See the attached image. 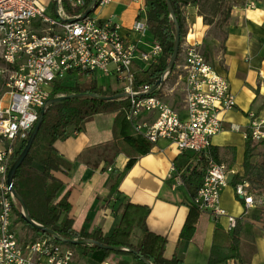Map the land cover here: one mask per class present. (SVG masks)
<instances>
[{"label": "built area", "instance_id": "1", "mask_svg": "<svg viewBox=\"0 0 264 264\" xmlns=\"http://www.w3.org/2000/svg\"><path fill=\"white\" fill-rule=\"evenodd\" d=\"M92 1L0 0V79L4 91L0 96V139L9 144L0 151V264H75L73 252L50 236L18 238L7 167L12 144L28 140L40 112L52 99L53 84L81 75L116 83L115 88H107L128 101L126 119L134 135L153 146L162 140L181 154L203 155L202 183L190 201L216 221L226 218L228 232L235 228L236 218L220 207L219 200L236 172L208 154L212 138L223 131L222 115L235 107L227 78L208 62L199 44L185 43L174 70L161 77L162 84L169 76L175 77L174 85L181 93L176 108L161 99L172 93L161 91L162 85L155 96L148 94L146 86L135 89L137 73L155 64L161 54L160 46L148 36L145 1L134 0L138 10L128 34L114 16L94 15L111 0H97L87 14ZM256 6V0H245L243 5L250 10ZM247 119L245 140L264 142V120L253 113L247 114ZM169 179L171 189L183 187L174 164ZM233 189L245 211L255 209L246 182ZM262 202L264 198H259L257 203ZM108 257L100 264H112Z\"/></svg>", "mask_w": 264, "mask_h": 264}, {"label": "crops", "instance_id": "2", "mask_svg": "<svg viewBox=\"0 0 264 264\" xmlns=\"http://www.w3.org/2000/svg\"><path fill=\"white\" fill-rule=\"evenodd\" d=\"M256 3L253 10L244 9L243 5L232 10L223 48L213 26L203 24L197 6L189 3L182 7L186 34L180 47L185 43L199 44L208 62L227 78L234 95L235 107L222 115L223 131L212 138L211 147L218 150L219 159L226 165L230 163L231 150L234 151L231 168L239 174L242 173L247 114L253 113L264 120V0H256ZM137 10L138 4L134 0H111L99 9L96 16H114L123 33L128 34ZM113 141V116L98 115L87 123L84 132L55 145L60 156L71 166L59 178L62 191H69V216L74 226L88 233L100 229L109 235L120 220L116 213L119 204L129 202L146 206L150 209L146 220L148 229L166 238V258L176 255L182 264H207L216 224L228 233L227 220L220 218L216 221L205 212L190 214V198L184 186L171 189V165L184 167L191 154H181L174 145L160 140L150 153L136 161L119 182L117 193L111 195L114 178L127 161L123 153H115ZM108 143L110 146L105 152L102 147ZM99 146L101 150L97 149ZM110 159H113L112 163ZM124 160L122 169L116 170V163ZM219 205L228 215L244 222L242 243L251 244L255 249L248 264H264V223L253 221L256 211H245L231 185L221 192ZM188 219L194 220V236L190 241H180V231ZM143 235L142 231L135 229L131 244L138 247ZM110 257L112 264H133L131 256L110 254ZM102 262L101 253L75 260V264ZM224 264L237 262L226 261Z\"/></svg>", "mask_w": 264, "mask_h": 264}, {"label": "trees", "instance_id": "3", "mask_svg": "<svg viewBox=\"0 0 264 264\" xmlns=\"http://www.w3.org/2000/svg\"><path fill=\"white\" fill-rule=\"evenodd\" d=\"M144 1L146 4L145 17L148 36L160 46L161 54L155 64L137 73L135 89L139 86H146L152 89L161 79L172 58L176 37V26L170 17L166 1ZM169 1L178 25L180 44L186 34L182 7L190 3L197 6L203 24L213 26V29L219 34L221 48L224 47L227 37L232 10L245 3V0ZM178 52H180V45ZM202 52L206 57L203 49ZM173 70L174 67L172 68ZM159 92L160 87L150 95H159ZM117 94V92L111 91L110 88H104L98 84V81L91 75H81L77 79H72V81L68 79L64 82L54 83L51 94L52 99L59 96H63L66 99L46 109L32 146L14 175L13 190L23 201L29 218L37 225L53 231L66 241L81 242L90 240L112 248L102 250L95 245H73L55 240V243L68 247L73 252L74 258L101 253V262L110 254H114L131 256L133 264H182V261L176 255L171 258L164 256L166 238L148 229L146 220L150 209L146 206L129 202L119 204L116 213L120 215V220L109 235L103 234L100 229H95L91 233L86 232L82 228L78 229L74 226L73 220L69 216L71 210L68 201L69 191H62L63 184L59 175L67 173L71 166L58 153L55 146L57 142L65 141L75 134L84 132L87 123L95 116H113V149L115 153H123L127 161L122 171L114 178L110 190L111 195L117 193L119 182L134 166L136 161L152 150L153 145L151 143L143 137L131 133L130 123L126 119L129 109L126 99L101 100L93 97V95L112 97ZM75 95L86 96L68 98ZM26 142L27 140L12 144L14 152L10 157L7 172L25 147ZM8 145L6 142L5 146ZM231 152L230 163L227 165L229 169H232L231 166L234 159V151L231 150ZM188 154H191L189 162L182 168H177V166L175 168L181 175L183 186L191 199L201 186L205 157L195 153ZM208 154L215 162L224 163L219 159L217 149L210 147ZM194 161H196L195 164ZM243 182L248 184V191L256 203L254 209L256 215L253 216V221L264 223V202L261 204L257 203L259 198H264V142L254 144L250 138L246 140L242 173H236L232 176L230 185L234 188ZM189 205L190 214L191 212L192 214L193 212L197 214L201 212L191 201ZM12 210L15 218L13 224L22 223L31 232L32 240L40 237L50 238L41 230L33 228L25 222L21 214L20 205L16 200L12 202ZM244 227L243 220L236 219L235 228L225 233L216 224L214 242L210 249L207 264H224L226 261L248 264L255 249L251 244L245 245L242 243ZM135 229H139L144 234L138 247L130 242ZM194 233V220L188 219L180 231L179 240L190 241ZM121 248H126L127 251H123Z\"/></svg>", "mask_w": 264, "mask_h": 264}, {"label": "water", "instance_id": "4", "mask_svg": "<svg viewBox=\"0 0 264 264\" xmlns=\"http://www.w3.org/2000/svg\"><path fill=\"white\" fill-rule=\"evenodd\" d=\"M166 3H167V6L169 8V11H170V17L173 19L174 23H175V26H176V37H175V44H174V50H173V55H172V58L169 62V65H168V68L166 70V72H170L172 70V68L175 66L176 64V61H177V58H178V55L180 52H178V48H179V45H180V38H179V29H178V25H177V22H176V18H175V15H174V11L172 9V6H171V3L169 0H165ZM96 2L97 0H93L92 1V4L91 6L88 8L87 10V14L88 13H91L94 8L96 7ZM163 83V80L160 79L156 84L155 86L149 90L148 94H151L153 91H155L157 88H159ZM83 96H86V95H75V96H70L68 97L69 99L71 98H79V97H83ZM93 97L95 98H98V99H101V100H114V99H118V98H121L123 97L122 95H115V96H112V97H104V96H95L93 95ZM66 98L63 97V96H60V97H57L55 99H51L49 100V102L47 103V108H49L51 105H54V104H57L63 100H65ZM43 109L41 112H40V115H39V118H38V121L37 123L35 124L26 144H25V147L23 148V150L21 151V153L19 154V156L17 157V159L15 160V162L12 164V166L10 167L8 173H7V186L9 187V190L14 198V200L17 201V203L20 205V208H21V214H22V217L23 219L25 220V222H27L28 224H30L33 228H36L38 230H41L43 233L47 234L48 236H50L51 238H53L54 240L56 241H59V242H65V243H70V244H73V245H95L97 246L99 249H102V250H105V249H112L110 247H106V246H103V245H100L96 242H93V241H90V240H84V241H81V242H77V241H66V240H63L62 238H60L57 234H55L53 231L51 230H48L46 228H43L39 225H37L36 223H34L28 216V212L24 206V203L23 201L16 195V193L14 192L13 190V186H12V182H13V178H14V175L17 171V169L21 166L22 162L24 161V159L26 158L31 146H32V143L35 139V136L36 134L38 133L39 131V128H40V125H41V122L43 120V117H44V114H45V111L46 109ZM121 250L123 251H127L126 248H121ZM143 260V259H142ZM144 261V260H143Z\"/></svg>", "mask_w": 264, "mask_h": 264}, {"label": "rangeland", "instance_id": "5", "mask_svg": "<svg viewBox=\"0 0 264 264\" xmlns=\"http://www.w3.org/2000/svg\"><path fill=\"white\" fill-rule=\"evenodd\" d=\"M190 1H193V0H190ZM99 12V8L95 11L94 15H96V13ZM99 14V13H98ZM186 26V24H185ZM215 36L219 37V34L216 32L215 33ZM176 80H175V77L173 78V76H169L168 79L164 82V84H162L161 86V91L163 90H172V93L171 94H166V95H163L161 97V99L163 100V102H165L166 104L170 105V106H173V107H177L181 101V93H180V89H179V86H175ZM2 80L0 79V96L4 93L3 91V87H2ZM98 84L100 85H103L105 86L106 88L111 85V87H116V83L111 81V80H107V79H103V80H98ZM133 133V132H132ZM6 145V142L4 140H1L0 139V151H4L6 149L9 148V145L8 146H5ZM109 143L108 144H105L102 149L105 151V152H108V147H109ZM15 147V146H14ZM12 148V146H11ZM98 150H101V146H99L97 148ZM95 149V152L96 150ZM12 151L14 152V148L12 149ZM110 163L113 162V159H110L109 160ZM125 163V160L122 162H117L116 163V166H115V169H119L123 167V164ZM15 220V218H14ZM13 228H14V231L16 233V235L18 236V238L22 239V240H28L29 237H32L31 236V232L26 229L22 223H17V224H13ZM78 257L75 258V260H77Z\"/></svg>", "mask_w": 264, "mask_h": 264}]
</instances>
